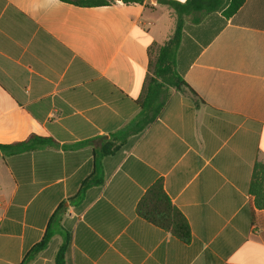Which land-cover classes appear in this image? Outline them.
Returning a JSON list of instances; mask_svg holds the SVG:
<instances>
[{"label":"crops","instance_id":"0c3cea01","mask_svg":"<svg viewBox=\"0 0 264 264\" xmlns=\"http://www.w3.org/2000/svg\"><path fill=\"white\" fill-rule=\"evenodd\" d=\"M161 11L174 19L157 0H0V145L22 144L0 151V264H22L60 204L27 264H57L65 238L66 264H264V208L250 192L264 165V0L187 17L177 70L203 102L172 90L153 124L101 157L140 117L150 63L175 29ZM91 175L103 183L78 195ZM160 179L189 243L137 213Z\"/></svg>","mask_w":264,"mask_h":264},{"label":"trees","instance_id":"16d2710c","mask_svg":"<svg viewBox=\"0 0 264 264\" xmlns=\"http://www.w3.org/2000/svg\"><path fill=\"white\" fill-rule=\"evenodd\" d=\"M76 6L91 7L103 6L113 0H61ZM125 3L143 4L144 0H123ZM246 0H157L158 4L168 6L176 16L175 29L165 43L159 46L156 57L150 63V74L147 76L142 95L137 101L141 108L140 117L129 124L122 133L112 136L101 149V157L116 152L120 146L132 135L145 131L160 116L167 104L171 91L190 92L197 102H203L198 94L186 82L177 70V51L181 43L185 19L190 17L193 23H199L204 16L223 11L228 18L232 17L245 4ZM22 144L5 146L0 145V151L6 148L17 147L20 150ZM94 175V174H93ZM93 175L87 177L81 185L78 195L94 185L103 183V179L93 180ZM250 192L255 197V205L264 208V165L256 163ZM137 213L148 222L170 232L172 235L189 243L192 238L191 229L187 219L182 212L176 208L167 195L163 180L156 181L142 196L136 207ZM66 208L60 204L49 221L48 228L43 239L37 243L25 256L22 264H27L43 251L54 236L50 229V223L58 220L60 222ZM69 245V238H65L60 246L57 256V264H66L65 255Z\"/></svg>","mask_w":264,"mask_h":264},{"label":"rangeland","instance_id":"374dc122","mask_svg":"<svg viewBox=\"0 0 264 264\" xmlns=\"http://www.w3.org/2000/svg\"><path fill=\"white\" fill-rule=\"evenodd\" d=\"M161 12H164V11H161ZM167 12V11H165ZM163 13V16H164V19L166 20V23L172 27V29H174L175 27V23H176V17L174 16V19H170V16L168 13ZM158 50V49H157Z\"/></svg>","mask_w":264,"mask_h":264}]
</instances>
